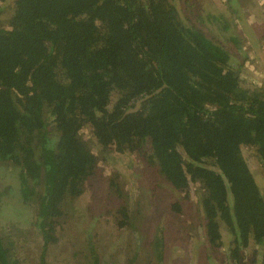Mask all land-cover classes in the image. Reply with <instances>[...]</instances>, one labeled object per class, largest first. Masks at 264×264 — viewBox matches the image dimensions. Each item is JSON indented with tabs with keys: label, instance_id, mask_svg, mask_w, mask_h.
Here are the masks:
<instances>
[{
	"label": "trees",
	"instance_id": "obj_1",
	"mask_svg": "<svg viewBox=\"0 0 264 264\" xmlns=\"http://www.w3.org/2000/svg\"><path fill=\"white\" fill-rule=\"evenodd\" d=\"M8 24L0 27V162L17 168V183L4 190L37 205L42 256L97 168L80 135L88 126L102 154H137L174 191L199 184L207 245L219 247L225 228L228 264H264V197L242 156L253 148L264 168V92L241 88L221 45L169 0H13ZM116 213L123 228L125 209ZM253 246L262 256L255 261L256 250L248 262ZM153 247L160 260L158 237ZM9 252L0 237V264L17 263Z\"/></svg>",
	"mask_w": 264,
	"mask_h": 264
},
{
	"label": "rangeland",
	"instance_id": "obj_2",
	"mask_svg": "<svg viewBox=\"0 0 264 264\" xmlns=\"http://www.w3.org/2000/svg\"><path fill=\"white\" fill-rule=\"evenodd\" d=\"M180 17L221 45L245 90L264 92V0H169ZM13 0L0 1V27L9 28ZM97 158V168L85 183L73 212L56 225V242L42 256L43 240L36 222L37 205H23L5 186L17 183V168L0 162V237L16 264H228L232 238L222 229L219 247L207 245L199 184L174 191L156 168L135 153L102 154L87 126L80 133ZM55 137L52 136V140ZM148 155V148H144ZM242 156L264 197V168L253 148ZM13 197L14 201H11ZM177 203L180 213L171 211ZM69 206H67L68 208ZM125 209V226L117 210ZM160 231V232H159ZM162 243V258L152 250ZM255 249V250H253ZM257 250V252H256ZM260 260V247H249L244 258ZM250 264V263H249Z\"/></svg>",
	"mask_w": 264,
	"mask_h": 264
},
{
	"label": "water",
	"instance_id": "obj_3",
	"mask_svg": "<svg viewBox=\"0 0 264 264\" xmlns=\"http://www.w3.org/2000/svg\"><path fill=\"white\" fill-rule=\"evenodd\" d=\"M165 88H166V85H163L162 87H160L159 89L155 90V91L152 92L151 94L146 95V96L143 97V98H140L139 100H137V101L135 102L134 107H133V108H130L129 110H127V111L125 112L124 115L126 116V115H128V114H133V113L139 111V109L141 108V106H142V104H143L144 102H146L147 100H150L152 97L158 95V94L161 93L162 90L165 89Z\"/></svg>",
	"mask_w": 264,
	"mask_h": 264
},
{
	"label": "flooded vegetation",
	"instance_id": "obj_4",
	"mask_svg": "<svg viewBox=\"0 0 264 264\" xmlns=\"http://www.w3.org/2000/svg\"><path fill=\"white\" fill-rule=\"evenodd\" d=\"M53 135H55L56 136V133H54ZM56 139V138H55ZM186 192V191H185ZM180 207V206H179ZM172 212H175V211H173V210H171ZM180 212H181V208H180ZM179 212V213H180ZM175 213H177V212H175ZM152 250L154 251V247H153V244H152Z\"/></svg>",
	"mask_w": 264,
	"mask_h": 264
}]
</instances>
